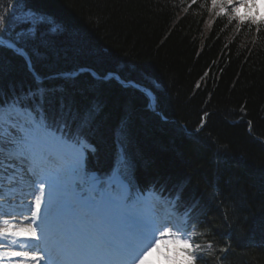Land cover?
<instances>
[{"label":"trees","instance_id":"1","mask_svg":"<svg viewBox=\"0 0 264 264\" xmlns=\"http://www.w3.org/2000/svg\"><path fill=\"white\" fill-rule=\"evenodd\" d=\"M29 6L54 21L46 27L57 28L35 61L44 86H63L66 102L76 106H100L75 191L124 172L126 154L128 196L154 188L171 199L182 185L181 204L197 205L186 229L205 249L196 264H264V25L238 29V21L217 16L211 0H30ZM0 66L5 93L36 86L10 52L0 54ZM82 67L119 79L93 80L88 72L67 82L49 79ZM125 79L140 88L125 89L119 82Z\"/></svg>","mask_w":264,"mask_h":264},{"label":"snow or ice","instance_id":"2","mask_svg":"<svg viewBox=\"0 0 264 264\" xmlns=\"http://www.w3.org/2000/svg\"><path fill=\"white\" fill-rule=\"evenodd\" d=\"M29 3L30 0H0V54L7 51L21 59L36 85L19 92L13 88L11 94L0 87V200L5 199V184L10 189L26 184L29 190L23 195L31 197L12 211H4L0 204V264H196L198 258L203 259L196 253L205 249L183 238L189 224L197 219L192 215L197 205L181 204L182 185H177L176 195L171 199L153 196L147 202L141 197L130 204L131 197L125 195L113 200V221L118 227L100 243L70 250L50 230L57 178L40 169L35 162L36 154L54 159L55 149L43 137L56 145L71 143L77 152L74 171L78 172L83 163V149L90 147L86 135L100 106H76L74 102H66L63 86H44V78L35 71V61L42 58L41 48L48 47L46 34L57 28L46 27L54 25V21L37 13ZM21 4L23 7H19ZM211 5L219 9L217 16L226 15L230 21H238V29L246 23L257 26L259 31V26L264 25V0H211ZM86 71L82 67L80 72L55 73L49 79L67 82ZM87 74L93 80L102 78L94 72ZM103 78L119 79L114 73ZM119 82L125 89L140 88L134 80ZM127 127L125 119L119 132L123 135ZM122 165L124 172L131 166L126 154ZM124 172L116 170L121 179L125 178ZM206 247L211 249L212 244ZM228 250V247L219 249L221 253Z\"/></svg>","mask_w":264,"mask_h":264},{"label":"bare ground","instance_id":"3","mask_svg":"<svg viewBox=\"0 0 264 264\" xmlns=\"http://www.w3.org/2000/svg\"><path fill=\"white\" fill-rule=\"evenodd\" d=\"M243 11V10H242ZM65 54V53H64ZM63 55V54H62ZM66 55V54H65ZM72 56V54H71ZM78 56V55H77ZM87 71L86 72H93L92 69L85 68ZM80 72V70H78ZM53 146L55 149V153H58V148L48 142ZM66 159V156H59L57 159H52L48 160L45 157H42L39 155V153L36 154L35 162L36 164L39 165L40 169L44 171V173H51L55 176H57V172H60L61 174L67 173L66 170V164L63 163L64 160ZM19 171V170H18ZM28 187L26 184H21L20 186L14 187V188H9L7 184L4 185V195L5 199L0 200V204L3 205V210L4 211H12L15 209L22 200H27L31 199V197H25L23 194L28 192ZM27 204L25 203V207ZM57 206V205H56ZM55 206L54 212L50 218L49 221V226L50 230L54 233L55 237L57 239L63 240H70V243L72 245L78 246L79 244L77 243L81 236H82V231L79 229L78 224H76L73 221H69V216L70 213L67 212H59L57 211V207ZM112 206V205H111ZM111 216L108 218V215L103 213L102 215V220H107L110 222V233L112 234L113 232L116 231L118 225L114 223L113 217L115 215V207L112 206L111 208ZM27 214V213H26ZM88 235V234H86Z\"/></svg>","mask_w":264,"mask_h":264},{"label":"rangeland","instance_id":"4","mask_svg":"<svg viewBox=\"0 0 264 264\" xmlns=\"http://www.w3.org/2000/svg\"><path fill=\"white\" fill-rule=\"evenodd\" d=\"M71 152V155H74L77 159V152L73 150V147L70 145H66V150L65 153ZM78 173L74 170H69L68 174L66 173L65 175L61 174L58 175L57 177V197H56V204L58 205V210L61 212L64 208H67V206L71 205L69 209L72 211L73 209V221L76 223H79L81 226L85 227V222L84 218L85 215L84 213H80V206L78 204L74 205V202L71 200L72 199V191H71V182L73 181V178ZM91 196L90 193L82 199L83 203H87V197ZM140 198V197H139ZM183 238H186V235L184 234Z\"/></svg>","mask_w":264,"mask_h":264}]
</instances>
